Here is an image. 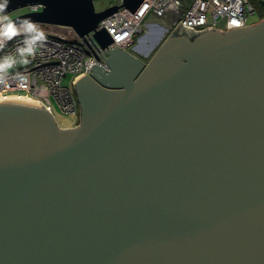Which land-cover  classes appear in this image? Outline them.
I'll return each mask as SVG.
<instances>
[{
    "label": "water",
    "instance_id": "95a60500",
    "mask_svg": "<svg viewBox=\"0 0 264 264\" xmlns=\"http://www.w3.org/2000/svg\"><path fill=\"white\" fill-rule=\"evenodd\" d=\"M95 1L8 0L42 6L18 26L94 32L107 67L75 82V129L0 97V264H264V19L173 31L144 63L98 30L144 0Z\"/></svg>",
    "mask_w": 264,
    "mask_h": 264
},
{
    "label": "built area",
    "instance_id": "2783aa9c",
    "mask_svg": "<svg viewBox=\"0 0 264 264\" xmlns=\"http://www.w3.org/2000/svg\"><path fill=\"white\" fill-rule=\"evenodd\" d=\"M260 1L264 3V0ZM122 4L123 0H116L115 5ZM25 9L38 12L42 6ZM255 17V8L249 0H144L134 13L119 8L100 22L98 30L105 29L111 36L110 49L119 47L134 53L140 50L149 34V37L158 35L156 46H160L173 31L180 33L182 28L189 36L207 29L225 33L261 21ZM44 34L45 39L37 46L35 56L29 57L27 64H18L9 70L5 81L0 83V97L20 96L39 101L61 130L78 128L82 123V108L75 92V82L85 74L90 75L94 65L107 67L104 59L107 50L94 39V32L84 39L72 27L63 26L58 32ZM22 38L17 35L0 43V57L14 53ZM68 75L74 76L71 84L66 83ZM55 107L61 114L73 116L76 122L60 126L54 116Z\"/></svg>",
    "mask_w": 264,
    "mask_h": 264
},
{
    "label": "clouds",
    "instance_id": "9594fccd",
    "mask_svg": "<svg viewBox=\"0 0 264 264\" xmlns=\"http://www.w3.org/2000/svg\"><path fill=\"white\" fill-rule=\"evenodd\" d=\"M7 3L8 0H0V43L17 35L23 38L14 53L0 57V83L5 81L9 70L18 64H27L29 57L35 56L37 46L45 39L44 32L29 18H24L23 25L18 28L19 21H13L9 15L4 14Z\"/></svg>",
    "mask_w": 264,
    "mask_h": 264
},
{
    "label": "rangeland",
    "instance_id": "374dc122",
    "mask_svg": "<svg viewBox=\"0 0 264 264\" xmlns=\"http://www.w3.org/2000/svg\"><path fill=\"white\" fill-rule=\"evenodd\" d=\"M115 4H116V0H96L95 1V7H96L97 11L105 10V9H107L109 7H112ZM28 12H29L28 9H19L17 11H14V12L10 13L9 16H10L11 19H13V18H15L17 16L26 14ZM149 36H150V34L148 35V37ZM155 39L158 40L159 38L158 37H154L151 40H147L144 44H142L140 46L141 49L143 51H147L148 49L153 48V46L155 44ZM154 47H156V49H157L159 46H154ZM145 54L146 53L142 54L141 56L145 57L144 56ZM151 57L146 58V60H149ZM73 78H74L73 75H68L66 77V83L71 84V81H72ZM54 116H55V118H56V120H57V122L59 123L60 126L66 127V126H70L74 122H76V119L73 116H66V115L61 114L60 111L56 107L54 109Z\"/></svg>",
    "mask_w": 264,
    "mask_h": 264
},
{
    "label": "trees",
    "instance_id": "16d2710c",
    "mask_svg": "<svg viewBox=\"0 0 264 264\" xmlns=\"http://www.w3.org/2000/svg\"><path fill=\"white\" fill-rule=\"evenodd\" d=\"M256 11L255 20L264 17V4L259 0H251Z\"/></svg>",
    "mask_w": 264,
    "mask_h": 264
},
{
    "label": "crops",
    "instance_id": "0c3cea01",
    "mask_svg": "<svg viewBox=\"0 0 264 264\" xmlns=\"http://www.w3.org/2000/svg\"><path fill=\"white\" fill-rule=\"evenodd\" d=\"M250 1V3L252 4V5H254L253 3H252V1L251 0H249ZM260 1V0H259ZM261 2V1H260ZM264 4V3H263ZM264 19V17H262V18H259V21L260 20H263ZM151 38V37H150ZM148 39V37L146 38V40ZM159 43V40H157V39H155V44H154V46H156L157 44ZM153 46V51H152V53H151V55L149 56V54H148V51H143L142 49H141V47H140V50L139 51H137V52H134V54H136L137 56H141L142 54H144V53H146L145 54V57H142V60L143 59H146V58H149V57H151L152 56V54L155 52V47ZM155 48V49H154ZM157 50V49H156Z\"/></svg>",
    "mask_w": 264,
    "mask_h": 264
},
{
    "label": "bare ground",
    "instance_id": "6f19581e",
    "mask_svg": "<svg viewBox=\"0 0 264 264\" xmlns=\"http://www.w3.org/2000/svg\"><path fill=\"white\" fill-rule=\"evenodd\" d=\"M39 28L43 31V32H58L60 27H54V26H47V27H43L42 25H39Z\"/></svg>",
    "mask_w": 264,
    "mask_h": 264
},
{
    "label": "flooded vegetation",
    "instance_id": "af4514ba",
    "mask_svg": "<svg viewBox=\"0 0 264 264\" xmlns=\"http://www.w3.org/2000/svg\"><path fill=\"white\" fill-rule=\"evenodd\" d=\"M153 36H154V37H157L158 35H156V36H155V35H152L151 37L154 38ZM152 38L148 37L147 40H151ZM147 40H146V41H147ZM147 51H148V54H149V56H150L151 53H152V51H153V48H150V49H148ZM142 61H143L144 63H147V62H148V60H146V59H143Z\"/></svg>",
    "mask_w": 264,
    "mask_h": 264
}]
</instances>
